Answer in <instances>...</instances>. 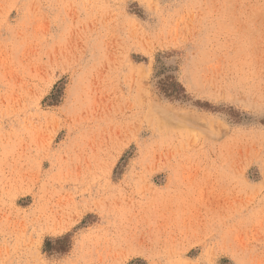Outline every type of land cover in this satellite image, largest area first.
<instances>
[{
    "label": "rangeland",
    "instance_id": "rangeland-1",
    "mask_svg": "<svg viewBox=\"0 0 264 264\" xmlns=\"http://www.w3.org/2000/svg\"><path fill=\"white\" fill-rule=\"evenodd\" d=\"M0 264H264V0H0Z\"/></svg>",
    "mask_w": 264,
    "mask_h": 264
}]
</instances>
